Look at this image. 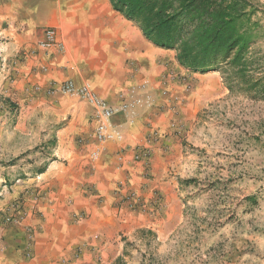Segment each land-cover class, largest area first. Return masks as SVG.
<instances>
[{"label": "rangeland", "instance_id": "rangeland-1", "mask_svg": "<svg viewBox=\"0 0 264 264\" xmlns=\"http://www.w3.org/2000/svg\"><path fill=\"white\" fill-rule=\"evenodd\" d=\"M248 1L264 25V0ZM254 48L264 54V38ZM160 50L171 57L156 65L168 70L181 97L168 105V131L153 162L149 147L137 148L132 160L145 164L142 175L115 190V211L100 220L107 224L92 230L71 258L39 264H264V102L230 93L219 72L190 73L174 51ZM206 81L214 84L209 90L200 87ZM148 84L114 104L133 111L118 116L131 121L154 107ZM65 123L0 94V264H36L37 228L54 205L37 190L36 171L50 161ZM19 180L33 184L14 193ZM85 218L70 215L76 225Z\"/></svg>", "mask_w": 264, "mask_h": 264}, {"label": "crops", "instance_id": "crops-1", "mask_svg": "<svg viewBox=\"0 0 264 264\" xmlns=\"http://www.w3.org/2000/svg\"><path fill=\"white\" fill-rule=\"evenodd\" d=\"M48 28L56 31L59 46L43 49L39 44ZM170 57L147 42L107 0H0V94L66 118L46 170L37 175V190L54 205L43 210L47 216L37 228L36 264L71 258L74 247L90 240L89 233L99 224H107L119 195L115 190L125 191L142 175L144 163L132 160L137 148L149 147L153 162L161 133L168 131V105L181 97L178 85L167 79L168 70L156 65ZM63 81L89 84L113 105L146 81L154 107L131 121L114 117L123 141L98 145L90 106L51 91ZM162 89H167L164 96ZM32 184L19 180L12 191ZM78 213L86 218L76 225L70 215Z\"/></svg>", "mask_w": 264, "mask_h": 264}, {"label": "trees", "instance_id": "trees-1", "mask_svg": "<svg viewBox=\"0 0 264 264\" xmlns=\"http://www.w3.org/2000/svg\"><path fill=\"white\" fill-rule=\"evenodd\" d=\"M154 47L193 74L219 72L230 93L264 102L262 12L248 0H108ZM54 146V142H50ZM46 165L36 171L44 173Z\"/></svg>", "mask_w": 264, "mask_h": 264}, {"label": "built area", "instance_id": "built-area-1", "mask_svg": "<svg viewBox=\"0 0 264 264\" xmlns=\"http://www.w3.org/2000/svg\"><path fill=\"white\" fill-rule=\"evenodd\" d=\"M43 49L58 47L56 31L52 28L43 31V41L39 44ZM54 91L61 96L76 98L90 106L92 115L98 122L94 130V140L98 145H104L109 142H122L123 133L120 128L112 123L114 117L120 113L125 115L133 114L131 106L128 104L113 105L95 94L89 84L76 86L72 82H63L58 84ZM146 101L145 103H148ZM95 158L96 155L94 154Z\"/></svg>", "mask_w": 264, "mask_h": 264}, {"label": "bare ground", "instance_id": "bare-ground-1", "mask_svg": "<svg viewBox=\"0 0 264 264\" xmlns=\"http://www.w3.org/2000/svg\"><path fill=\"white\" fill-rule=\"evenodd\" d=\"M212 85H214V84L211 81H206L204 83H201L200 87L203 88V89H208L209 90V87L211 88Z\"/></svg>", "mask_w": 264, "mask_h": 264}]
</instances>
